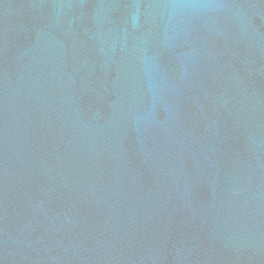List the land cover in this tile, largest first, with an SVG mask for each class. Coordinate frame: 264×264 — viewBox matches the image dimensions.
Segmentation results:
<instances>
[{
	"label": "water",
	"instance_id": "95a60500",
	"mask_svg": "<svg viewBox=\"0 0 264 264\" xmlns=\"http://www.w3.org/2000/svg\"><path fill=\"white\" fill-rule=\"evenodd\" d=\"M0 264H264V0H0Z\"/></svg>",
	"mask_w": 264,
	"mask_h": 264
}]
</instances>
